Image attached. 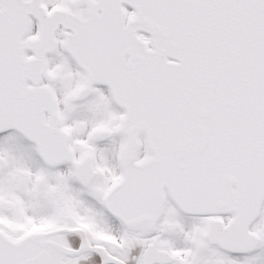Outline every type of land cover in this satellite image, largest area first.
Wrapping results in <instances>:
<instances>
[{
  "label": "snow or ice",
  "instance_id": "snow-or-ice-1",
  "mask_svg": "<svg viewBox=\"0 0 264 264\" xmlns=\"http://www.w3.org/2000/svg\"><path fill=\"white\" fill-rule=\"evenodd\" d=\"M0 264H264V0H0Z\"/></svg>",
  "mask_w": 264,
  "mask_h": 264
}]
</instances>
